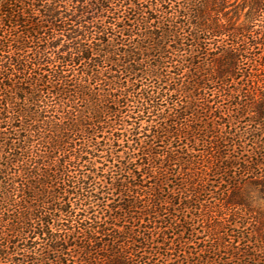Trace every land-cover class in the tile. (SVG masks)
<instances>
[{"label": "trees", "instance_id": "obj_1", "mask_svg": "<svg viewBox=\"0 0 264 264\" xmlns=\"http://www.w3.org/2000/svg\"><path fill=\"white\" fill-rule=\"evenodd\" d=\"M259 199L264 0H0V264H264Z\"/></svg>", "mask_w": 264, "mask_h": 264}, {"label": "rangeland", "instance_id": "obj_2", "mask_svg": "<svg viewBox=\"0 0 264 264\" xmlns=\"http://www.w3.org/2000/svg\"><path fill=\"white\" fill-rule=\"evenodd\" d=\"M215 197V196H214ZM258 203L262 204V210L264 209V201H261L260 199L258 200ZM198 243H201V240H198L197 241ZM199 244L196 243L195 247H198ZM193 247H194V244H193Z\"/></svg>", "mask_w": 264, "mask_h": 264}]
</instances>
